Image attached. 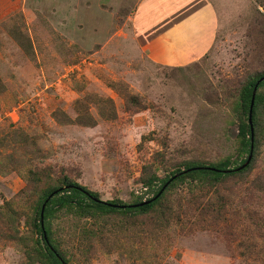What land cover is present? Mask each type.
<instances>
[{"label":"rangeland","instance_id":"obj_1","mask_svg":"<svg viewBox=\"0 0 264 264\" xmlns=\"http://www.w3.org/2000/svg\"><path fill=\"white\" fill-rule=\"evenodd\" d=\"M140 1L0 0V264H42L26 256L38 177L129 203L152 196L148 173L249 155L238 153L236 102L264 72V0H212L214 43L179 65L142 48ZM258 138L247 172L195 195L170 190L167 227L57 212L70 264H264V115Z\"/></svg>","mask_w":264,"mask_h":264},{"label":"trees","instance_id":"obj_2","mask_svg":"<svg viewBox=\"0 0 264 264\" xmlns=\"http://www.w3.org/2000/svg\"><path fill=\"white\" fill-rule=\"evenodd\" d=\"M253 96L252 121L255 148L259 140L258 128L261 116L264 115V72L255 74L244 83L237 96V138L238 153L241 156L250 153L251 150L252 133L248 117ZM247 158L248 156L241 158L237 165H232L230 158L213 163L188 160L183 168L177 167L164 176L148 173L142 182L147 188L146 192H152V196H138L129 203L120 199L103 200L97 192L67 177H64L61 184L56 185L48 184L46 179L38 177L35 182L43 183L44 187L33 205L32 213L26 218L27 225L36 234L34 243L26 250V256L29 261H38L42 264H70L62 242L59 241L52 227V219L59 211L88 218L127 215V217L145 219L152 216L158 223L156 228L167 227L170 225L171 215L166 199L170 190L178 185L188 184L193 188L192 192L195 195L198 190L203 191L211 188L213 184L247 172L252 163L250 161L243 166ZM93 234L91 230V236Z\"/></svg>","mask_w":264,"mask_h":264},{"label":"crops","instance_id":"obj_3","mask_svg":"<svg viewBox=\"0 0 264 264\" xmlns=\"http://www.w3.org/2000/svg\"><path fill=\"white\" fill-rule=\"evenodd\" d=\"M135 25L149 58L165 65L187 64L214 43L218 10L212 0H141Z\"/></svg>","mask_w":264,"mask_h":264},{"label":"water","instance_id":"obj_4","mask_svg":"<svg viewBox=\"0 0 264 264\" xmlns=\"http://www.w3.org/2000/svg\"><path fill=\"white\" fill-rule=\"evenodd\" d=\"M253 102H254V96L252 97V102H251V106H250V110H249V117H248V122L250 124V129H251V133H252V135H251V150H250L248 158H247L246 162L243 164V166L247 165L251 161L252 155H253V148H254V126H253V121H252Z\"/></svg>","mask_w":264,"mask_h":264}]
</instances>
